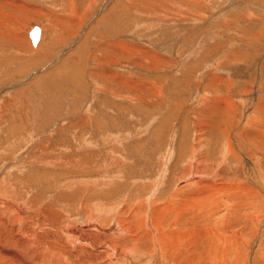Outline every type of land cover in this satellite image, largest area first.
I'll use <instances>...</instances> for the list:
<instances>
[{"label":"rangeland","instance_id":"obj_1","mask_svg":"<svg viewBox=\"0 0 264 264\" xmlns=\"http://www.w3.org/2000/svg\"><path fill=\"white\" fill-rule=\"evenodd\" d=\"M261 102L264 0H0V226L9 216L16 230L0 227V247L14 264H46L33 244L71 246L70 223L113 222L151 191L185 194L192 152L200 170L258 189L232 204L264 220ZM261 224L256 251L229 249L227 264H259Z\"/></svg>","mask_w":264,"mask_h":264},{"label":"bare ground","instance_id":"obj_2","mask_svg":"<svg viewBox=\"0 0 264 264\" xmlns=\"http://www.w3.org/2000/svg\"><path fill=\"white\" fill-rule=\"evenodd\" d=\"M39 30L40 41L42 35L40 27ZM39 41L34 46H37ZM220 99L223 100L224 98ZM231 99L227 98L221 101V106L228 110V106L232 105L229 102ZM244 100L246 101V99ZM226 104L228 106H225ZM262 104V102L259 103L257 109L264 108V104ZM250 138H255V136L250 133ZM119 142L122 143V141ZM226 150L225 154L227 156L229 152L237 153L235 147L229 141ZM190 157H192L191 160ZM190 157L188 159L191 162L187 163L183 179H180L190 186V190L185 191V194L181 193L183 190H178L173 195H170L167 192L168 190H156L154 191V194L157 192L156 195H150L151 191L142 204L133 208L129 206L130 204L123 206L120 209V216L115 217L113 222L107 218H102L104 215L99 212L89 219H78L74 224L80 223L79 226L70 223L66 228L64 227V230L62 228L67 237L70 235L69 238L71 239V236H73L70 241L73 246L76 245L77 241L80 242L78 247L76 245L77 248L71 247L72 245L66 244L67 242L61 239L57 240L62 248L46 243L38 245L39 247L33 244L34 248L38 249V254L42 253V249L44 250L45 254L42 253L41 257L46 264H88L87 261H90L89 264H133L130 260L138 258L144 260L143 257L146 260L139 264H227L226 252L232 249V252L237 256V252L243 246L246 248L247 255H252L257 249L256 244H253L256 242L255 237L257 233L261 235L259 227L263 226L261 222H264V220H260L257 211H249L244 215L242 211L235 210L237 204H232V201H241L247 195V191L249 192L248 196L256 199L260 196L258 189L247 186L248 182H243V180L231 181L226 167L219 173L221 177H216L218 174L215 175L214 168L209 165L200 170L194 164V152ZM207 158L209 157L207 156ZM161 182L162 179L155 184V187H158ZM98 186L100 185L98 184ZM219 203L226 206V210L222 214H218L221 207L215 209V205ZM123 205L125 204L123 203ZM252 205H255V203ZM243 207L245 208V206ZM16 209L19 210L20 214L26 215L27 213L26 208ZM46 211L48 210L46 209ZM15 218L18 219V217ZM7 220H10V222H7ZM3 224H10V226H0L6 232L16 231L12 227L14 224L13 218L6 217ZM206 225H209V227L207 228ZM24 229L21 231L24 232ZM254 238L255 240L251 242ZM32 239L34 238L32 237ZM215 247L224 251V260L215 257L216 261L212 263L209 259ZM5 253L6 251L0 247V264H14L9 258L11 255L8 256ZM71 253H74V259L69 257ZM260 253L259 264H264V253L262 252V259V253ZM106 257H109L108 260H103ZM24 264L27 263L24 262Z\"/></svg>","mask_w":264,"mask_h":264},{"label":"water","instance_id":"obj_3","mask_svg":"<svg viewBox=\"0 0 264 264\" xmlns=\"http://www.w3.org/2000/svg\"><path fill=\"white\" fill-rule=\"evenodd\" d=\"M39 35H40V30L38 26H34L30 31H29V37L31 39V42L33 45H36L37 42L39 41Z\"/></svg>","mask_w":264,"mask_h":264}]
</instances>
